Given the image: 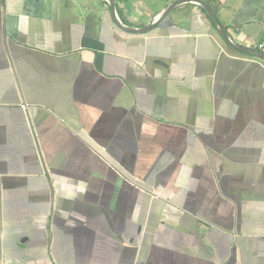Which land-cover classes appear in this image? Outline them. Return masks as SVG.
Listing matches in <instances>:
<instances>
[{
    "label": "crops",
    "instance_id": "1",
    "mask_svg": "<svg viewBox=\"0 0 264 264\" xmlns=\"http://www.w3.org/2000/svg\"><path fill=\"white\" fill-rule=\"evenodd\" d=\"M201 1L264 41V0ZM113 3L0 0V264H264V59Z\"/></svg>",
    "mask_w": 264,
    "mask_h": 264
},
{
    "label": "water",
    "instance_id": "2",
    "mask_svg": "<svg viewBox=\"0 0 264 264\" xmlns=\"http://www.w3.org/2000/svg\"><path fill=\"white\" fill-rule=\"evenodd\" d=\"M109 1V5L111 7V10L114 11V3L113 0H108ZM183 1V0H181ZM197 3H199L204 9L205 11L208 13V15L210 16V18L214 21V23L216 24L217 28H218V32L219 34L222 36V38L229 44L230 47H232L234 50L241 52V53H245V54H250V55H255L258 57H261L264 59V52L259 51L257 49H250L247 48L246 46H241L239 44L233 43L229 40V37L227 35V32L225 30V28L223 27V25L219 22L218 18L216 17V15L213 13V11L209 8V6L207 4H205L204 2H202L201 0H195ZM180 3V2H178ZM172 6H170L163 15H165ZM119 25V24H118ZM152 26H154V24H148L147 26L141 27V28H127V30L131 31V32H137V33H141V32H146L148 29H150Z\"/></svg>",
    "mask_w": 264,
    "mask_h": 264
},
{
    "label": "built area",
    "instance_id": "3",
    "mask_svg": "<svg viewBox=\"0 0 264 264\" xmlns=\"http://www.w3.org/2000/svg\"><path fill=\"white\" fill-rule=\"evenodd\" d=\"M254 48H256V49L259 50V51L264 52V41H263V42H259V43H257V44L254 46ZM21 107H22V108H25V105L22 104Z\"/></svg>",
    "mask_w": 264,
    "mask_h": 264
}]
</instances>
